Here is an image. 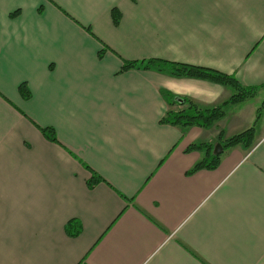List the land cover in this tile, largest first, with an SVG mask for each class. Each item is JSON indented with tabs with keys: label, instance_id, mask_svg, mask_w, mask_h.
Returning <instances> with one entry per match:
<instances>
[{
	"label": "crops",
	"instance_id": "obj_1",
	"mask_svg": "<svg viewBox=\"0 0 264 264\" xmlns=\"http://www.w3.org/2000/svg\"><path fill=\"white\" fill-rule=\"evenodd\" d=\"M152 59L258 90L210 129L169 125V98L235 91L122 70ZM263 103L264 0H0V264H264ZM252 127L189 175L211 156L191 145Z\"/></svg>",
	"mask_w": 264,
	"mask_h": 264
},
{
	"label": "trees",
	"instance_id": "obj_2",
	"mask_svg": "<svg viewBox=\"0 0 264 264\" xmlns=\"http://www.w3.org/2000/svg\"><path fill=\"white\" fill-rule=\"evenodd\" d=\"M120 21V15L116 12L114 13V23L118 24ZM132 69H143V70H157L159 72L168 73L175 77H187L194 79H201L217 83L222 86L231 87L234 89L235 94L223 105L212 109H202L194 104L190 100L179 101L176 98H169V105L172 107H182V109L174 111L170 110L162 120V122L181 127H199L202 129H210L219 121H221L226 114V106L229 104L235 105L243 102L251 97H254L257 93V88H246L243 87L235 77L224 74L214 69L197 67L193 65L169 62L161 59H152L148 61L140 62H128L126 61L123 66V71H128ZM20 93L25 99L31 97L30 91L26 85L20 86ZM264 108L263 105L258 109L257 119L260 116L261 110ZM45 136L51 140L56 141L53 130L45 129L43 130ZM254 135L255 128L252 127L242 133L234 135L230 138H225L223 133L219 135V141L224 149L221 154H216L214 152L215 145L209 143H197L193 144L187 150L188 152L198 151L204 152L205 154L210 153V159L205 158L198 164H196L193 169L189 172V175H193L196 172L207 169L215 170L220 164L221 155L231 148L242 147L245 150H251L254 146ZM99 177L93 175L92 180L89 182V187L93 188L97 183H99ZM67 232L70 236H78L80 234V226L77 222H70L67 227Z\"/></svg>",
	"mask_w": 264,
	"mask_h": 264
},
{
	"label": "water",
	"instance_id": "obj_3",
	"mask_svg": "<svg viewBox=\"0 0 264 264\" xmlns=\"http://www.w3.org/2000/svg\"><path fill=\"white\" fill-rule=\"evenodd\" d=\"M224 151L223 147L221 144H217L216 147H215V153L216 154H221L222 152Z\"/></svg>",
	"mask_w": 264,
	"mask_h": 264
},
{
	"label": "rangeland",
	"instance_id": "obj_4",
	"mask_svg": "<svg viewBox=\"0 0 264 264\" xmlns=\"http://www.w3.org/2000/svg\"><path fill=\"white\" fill-rule=\"evenodd\" d=\"M215 151V150H214Z\"/></svg>",
	"mask_w": 264,
	"mask_h": 264
}]
</instances>
